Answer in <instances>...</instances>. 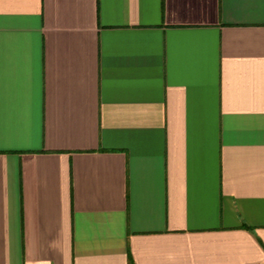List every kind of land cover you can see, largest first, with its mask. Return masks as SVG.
Listing matches in <instances>:
<instances>
[{
  "label": "crops",
  "instance_id": "1",
  "mask_svg": "<svg viewBox=\"0 0 264 264\" xmlns=\"http://www.w3.org/2000/svg\"><path fill=\"white\" fill-rule=\"evenodd\" d=\"M0 264H264V0H0Z\"/></svg>",
  "mask_w": 264,
  "mask_h": 264
}]
</instances>
